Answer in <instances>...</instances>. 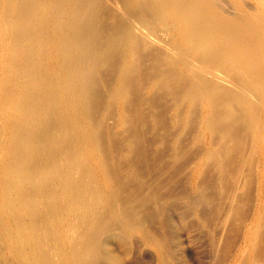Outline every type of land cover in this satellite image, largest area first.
<instances>
[{
	"label": "bare ground",
	"instance_id": "1",
	"mask_svg": "<svg viewBox=\"0 0 264 264\" xmlns=\"http://www.w3.org/2000/svg\"><path fill=\"white\" fill-rule=\"evenodd\" d=\"M174 208L264 264V0H0V264H174Z\"/></svg>",
	"mask_w": 264,
	"mask_h": 264
},
{
	"label": "rangeland",
	"instance_id": "2",
	"mask_svg": "<svg viewBox=\"0 0 264 264\" xmlns=\"http://www.w3.org/2000/svg\"><path fill=\"white\" fill-rule=\"evenodd\" d=\"M192 210L174 208L171 209V214V211L168 209V214L170 216L169 220L165 221V225H170L168 228V230L170 229L169 234L168 236H166V239L168 240H166V242H168L167 244L171 246L173 252L171 261H173L174 264H215V262H217V260H215V254L219 252L221 248L224 249V243L222 244V240L216 243L220 238V226L217 225L218 223H215L214 217H212L208 213H205L203 217H199L198 212L195 209ZM185 211L186 214L184 215ZM180 213H182L183 215ZM168 222L170 223L168 224ZM151 226L155 229H160V227L158 228L156 227V225L154 226V223ZM168 230L166 231V233H168ZM224 235L223 237H226V233H224ZM139 238L140 235L138 233H135L133 234L132 238L130 237L129 239H127L128 242H125L126 240H124L125 243L116 240L110 244L113 253H115L119 259L118 264H158L155 249L145 239H143V237L142 239L144 241ZM237 239V237L235 239L233 238L235 242L232 241L233 244L231 243L230 247H228L230 250H228L227 248L224 256H222L221 260L218 261V264H232L231 262L234 259L233 249L239 243ZM169 245L168 247H170ZM218 247H220V250L218 249ZM135 248L136 251L134 250ZM130 251L133 252L131 253ZM263 259H261L260 261H262ZM261 263H263V261Z\"/></svg>",
	"mask_w": 264,
	"mask_h": 264
}]
</instances>
